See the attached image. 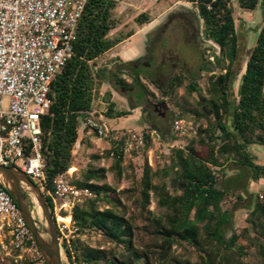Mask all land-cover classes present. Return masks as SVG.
<instances>
[{"label": "trees", "instance_id": "trees-1", "mask_svg": "<svg viewBox=\"0 0 264 264\" xmlns=\"http://www.w3.org/2000/svg\"><path fill=\"white\" fill-rule=\"evenodd\" d=\"M185 1L196 4L204 20L207 38L219 46L215 62L210 61L202 70L213 72L215 64L221 72L209 75L205 91L197 81L190 80L186 89L190 94L197 92V101L192 104L185 98L184 102L176 103L196 119H206L207 126H200L197 138H192L185 147H171L168 164L163 168L154 169L146 158L139 187L134 191L117 190L106 182L109 170L114 172L117 182L123 176L125 139L112 141L110 149L104 153L113 158L112 165L90 167L81 180L75 181L79 187L89 188L92 196L77 203L72 210L78 230L70 243L63 242L72 264H239L236 256L245 254L244 245L239 243L242 235L257 246L264 264V191L254 201L251 199L253 208L247 219L249 225L241 233L232 231L229 235L233 216L223 204L235 185L232 179L222 182L217 171L233 157L229 165L237 163L244 168L243 176L240 175L237 182L250 176L264 177V166L255 163L247 149V146H264V23L245 62L239 92L234 95L233 81L241 69V41L232 0ZM238 3L242 9L254 11L259 8L260 0H238ZM118 5L119 0L87 1L79 21L73 55L51 82L53 104L41 120L42 152L50 185L59 173L73 166V151L83 140L81 133L89 129L84 128L86 117L82 111L94 108L97 59L136 32L130 29L112 35L120 24L114 14ZM152 20L148 11L140 12L134 19L140 26ZM120 73L110 77V83L117 91L133 90L137 85L142 95L155 97L142 82V73L130 71L131 83ZM185 79L184 75L174 76L162 94L172 93ZM104 98L106 118L131 114L128 109L118 108L111 90ZM153 129L146 126L144 146L134 147L136 159L146 156L152 144ZM157 176L161 177L159 183L154 182ZM168 177L171 186L165 180ZM241 188L244 186L238 189ZM129 193L136 196L137 213L131 216L126 215L127 205L122 200ZM153 196L162 211L160 214L150 209ZM238 199L242 200L240 194ZM101 202L110 206L102 209ZM48 205L53 212L49 199ZM70 219V215L64 218L65 221ZM92 232L100 234L102 242L110 246H93L82 239L83 234ZM174 246L193 248L199 261L177 256ZM14 253L19 254L18 251ZM24 262L28 264L27 260Z\"/></svg>", "mask_w": 264, "mask_h": 264}, {"label": "built area", "instance_id": "built-area-1", "mask_svg": "<svg viewBox=\"0 0 264 264\" xmlns=\"http://www.w3.org/2000/svg\"><path fill=\"white\" fill-rule=\"evenodd\" d=\"M87 1L0 0V164L17 167L39 182L36 184L52 204L61 239L67 243L78 227L72 212H65L91 197L92 192L75 183L72 166L49 184L41 120L53 104L51 82L73 55ZM82 112L88 133L108 137L115 130L104 114L99 117L103 123H98L94 110ZM172 128L180 135L198 133L193 122L177 116ZM151 134L160 136L156 130ZM130 140L132 148L144 146V133H133ZM66 215L71 216L69 222L60 219ZM0 246L18 251V256L31 264H47L22 210L1 182Z\"/></svg>", "mask_w": 264, "mask_h": 264}, {"label": "rangeland", "instance_id": "rangeland-1", "mask_svg": "<svg viewBox=\"0 0 264 264\" xmlns=\"http://www.w3.org/2000/svg\"><path fill=\"white\" fill-rule=\"evenodd\" d=\"M175 0H119L118 7L114 10L115 16L119 19L120 24L118 28L113 31L112 35H117L120 31L126 33L130 29H135L136 31L139 29V27H142L138 25L134 21L135 17L143 11H148L151 16L157 17L161 16L166 8L170 6ZM233 8H234V17H235V24L237 33L239 35V38L241 40V44L239 47V65H241V69L237 77L233 81V93L234 95H237L239 92V85L241 82V78L243 75V71L245 68V62L247 61L250 51L252 47L256 44L259 30L262 27L264 23V0H260L259 8H257L254 11H249L242 9L238 3V0H232L231 1ZM183 4L187 5V7H196L195 3L184 1ZM162 13V14H161ZM179 12H172L167 11L164 13L160 21L162 20L165 22H170L172 29H177V26H179L182 23V20H180ZM184 29V28H182ZM243 32V33H241ZM150 32L149 34H151ZM186 31H184V34ZM246 33V35H245ZM186 35V34H185ZM149 35L146 33L138 35L135 39H132V41H129L128 43L120 46H116L113 49H110L106 53L102 54L96 62L95 66V78L97 81V87L95 90V104H94V110H95V116L94 120L98 123H103L102 120L99 119L100 114H104L105 117V111L102 109H106L107 104L101 103V100L105 101V93L111 89L116 91V95L123 98V95H128L132 97L134 100H136L138 103H141L144 107L150 109L151 107V100L152 101H163L165 105L169 107V117H170V123L172 126V121L174 118L182 117L188 121L193 122L199 129L200 126L206 127L207 121L206 119H196L191 114H188L181 110L179 106H177L176 102H184V99L186 98L189 103H195L198 98L197 92L188 93L186 89V85L192 80V78L186 77L184 80V83L177 87L175 91L168 95H163L162 91L157 87L162 86L166 87L170 83L171 79L182 73V70H174L172 74L165 75H156L151 77L149 79L147 77L148 74L152 75V70L154 67H157L159 64L157 56H154L153 58H140L139 56H136L135 60L130 61L131 63H128V67L130 71L134 74L137 72L142 73L141 80L142 82L155 93V97H147L141 94L138 86L136 85L133 90H123L120 93L117 91L116 88L112 86L110 83V77L114 76V71H111V64L116 59V57H120L122 60H125L123 55H120V51L124 50L126 47L131 48L133 45V42L137 41L136 47L133 46L132 48H136L138 54L144 55L146 51V40ZM164 42V41H163ZM213 46L216 48L217 52H219V46L214 43L213 41H210ZM165 43V42H164ZM174 50H177L178 53H181L183 57H186V53H189V47L186 45V43L183 42L182 39L179 40L177 46L174 48ZM167 53H170L171 51H166ZM165 52V53H166ZM216 52V53H217ZM211 54L215 55V52H212ZM140 55V56H141ZM176 56V55H175ZM139 58V59H138ZM163 58H168L167 54L163 56ZM214 63V62H213ZM191 65V63H190ZM161 67H166V64L160 65ZM200 67L196 66H190V67H184L185 71L193 70L196 72L197 77L194 79L197 81L203 91H205L207 85H208V77L211 73L209 71H200ZM129 69H121L118 73H120V76L129 81L131 83L133 81V77L130 74ZM213 70L218 74L221 72V69L217 67L215 64H213ZM184 71V72H185ZM113 72V73H112ZM128 78L130 80H128ZM143 78V79H142ZM106 84L107 88H103L102 86ZM123 94V95H122ZM118 100L117 103L118 108L120 109H128L129 110V104L127 100L121 99ZM7 100V98H5ZM151 99V100H150ZM132 114H136L140 116L141 112L136 110H130ZM141 118L139 119V121ZM105 121H107V118L105 117ZM128 119L126 117H122L121 120L118 118L115 120L116 124L121 125L120 128L116 129V124H113L111 127L115 130L112 132V134L108 137H100L96 134V132H89L87 134V131H85L84 134L81 133V137H83V140L77 144L75 149L78 150L77 153H74V160H73V166L71 168V172H74V179L81 180L83 177L84 172L90 168V167H99V166H105L110 167L113 163V158L106 156L104 154L108 149L111 147V143L115 139H125V156L124 161L122 163L123 165V176L122 179L117 182L114 178V172L112 170H109L107 172V179L106 182L110 183L112 186L116 187L117 190L122 189H129L131 191H134L138 189L140 184V179L142 177V171H143V163L145 159L147 158L149 164L154 169H161L165 165L168 164L169 154L171 147L175 145V147H185L188 143H190L192 138H197L198 133L196 135L193 134H186L184 135H176L172 133V129L165 130V133L171 136V139H163L161 136L153 135L152 136V144L149 150L147 151L146 156H141L139 159H136L133 153L132 145H131V135L133 133H139L144 132L146 125L141 126H133V125H126ZM111 122V121H110ZM123 123V124H121ZM124 126V127H122ZM89 130V129H88ZM173 135V136H172ZM100 138L102 141L100 142L98 140ZM100 143H99V142ZM94 155L99 156L98 158H95ZM218 174L220 176V179L222 180L223 174L229 173L228 169L225 172H222V170H217ZM169 182V186H171L170 178H166ZM238 178L233 177L232 178V184L237 186L238 184ZM154 182L159 183L161 182V177H155ZM35 183L39 184L37 180H35ZM172 188V187H171ZM240 192V191H239ZM135 194L129 193L128 195H124L122 197L123 202L127 205V216L135 215L137 213L136 210V203H135ZM82 203V202H80ZM241 205V206H240ZM106 202H101L100 207L106 208L109 207ZM224 209H229L233 216V222L231 225V229L229 232V235L232 231H236L237 233H241L244 227L248 226L247 219L249 217V214H247L248 209V202H241L239 199H237L235 196L231 195L226 202L223 204ZM150 209H152L156 214H160L162 211L157 206V200L156 197H152V202L150 205ZM241 209V210H240ZM72 211H67L65 213H71ZM82 239L93 245H101L109 247L110 245L108 243L102 242V237L98 233H86L83 234ZM239 243L241 245H244L245 254L241 256H236L237 261L239 260V264H263V259L260 256L258 252V248L256 245L251 244L250 239L247 236H241V239L239 240ZM174 252L177 256L182 258H188L192 262H198L199 257L197 253L193 250L191 247H182V246H174L173 247ZM27 260L26 258H20L18 255H15L14 251H9L0 246V264H26L24 262ZM28 264H31L27 260Z\"/></svg>", "mask_w": 264, "mask_h": 264}, {"label": "flooded vegetation", "instance_id": "flooded-vegetation-1", "mask_svg": "<svg viewBox=\"0 0 264 264\" xmlns=\"http://www.w3.org/2000/svg\"><path fill=\"white\" fill-rule=\"evenodd\" d=\"M174 11L180 13L179 17L180 20H182V23L177 26V29H172L170 22L163 21L161 26L157 27L156 30L149 34L146 40V51L144 55L140 56V58L143 57L145 60L157 56V61H159L157 67L153 68L152 75H147L149 79L156 75L167 76L168 74H172L174 70L179 69L183 71L179 75H184L185 77L194 80L197 77L196 72L193 70L185 71L184 67L194 65L200 67L201 69L198 68L200 71H204L202 70L204 65L209 64L210 61L215 62V55L211 53H216L217 50L210 42L212 40L208 39L206 36L204 20L198 12V9L195 7L186 9L178 8L172 10V12ZM184 31H186V35L184 34ZM180 39H182L189 47V53H186V57H183L181 53L174 50ZM169 50L171 52L167 53L166 51ZM166 54L168 58H163ZM128 63H131L130 60H122L120 57H116L110 66L111 71H114V75H116L122 67H128ZM162 64H166V67H161L160 65ZM213 73L216 72L213 71ZM157 87L162 92L167 89L166 87L158 85ZM126 96L129 98L130 102H134L132 97L128 95ZM150 103L151 107L148 110L146 108L147 112L143 115V121H146V124L149 126H156L167 130L172 129L169 117V107L165 105L163 101Z\"/></svg>", "mask_w": 264, "mask_h": 264}, {"label": "water", "instance_id": "water-1", "mask_svg": "<svg viewBox=\"0 0 264 264\" xmlns=\"http://www.w3.org/2000/svg\"><path fill=\"white\" fill-rule=\"evenodd\" d=\"M0 182L22 210L46 263L72 264L68 260L56 221L40 187L19 168L3 164H0Z\"/></svg>", "mask_w": 264, "mask_h": 264}, {"label": "crops", "instance_id": "crops-1", "mask_svg": "<svg viewBox=\"0 0 264 264\" xmlns=\"http://www.w3.org/2000/svg\"><path fill=\"white\" fill-rule=\"evenodd\" d=\"M178 8L186 9V8H190V7H187V5H184L183 0H175L162 13L164 14L167 11H170V10L172 11L173 9H178ZM195 8L198 9L197 6ZM161 16H157V17L153 16V20L151 22H149L148 24H145L142 27H139V29L132 36L125 39L124 41L117 44L116 46L124 45V44L128 43L129 41H132V39H135L140 34L146 33L147 35H149L150 32H153L154 30H156L157 27L161 26V24H162V20L160 21ZM241 33H243V32H241ZM245 35H246V33H245ZM136 44H137V41L133 42L132 45L136 47ZM116 46H114V47H116ZM132 47L131 48L126 47L124 50L120 51V55H123L125 60H127V61H129V60L134 61L136 56L140 57V55H141V54H138L140 52L137 51V49H136L137 47L136 48H132ZM128 80H130V79L128 78ZM102 87L107 88V85L104 84ZM111 91L113 93V100L115 102H117V98H119L118 100H120L121 97L116 95V91H114L113 89H111ZM124 98H125V100H127L128 104H129V107H128L129 110L134 111L137 109L139 112H141L140 116H138L136 114H132V113L129 114L128 116H126V119H128L126 125L129 124V125H133V126H141V125L149 126L146 124L147 123L146 121L145 122L143 121L144 120L143 115H144V113L147 112L146 107H144L141 103H138L134 99H133L134 102H130L129 98L126 95H123V98H121V99L124 100ZM101 103L106 104L105 101H103V100H101ZM120 104H118V105H120ZM102 110L106 112V109H102ZM100 115H103V114L101 113ZM140 118H141V120L139 121ZM116 119H118V118H112V119L107 118L106 122L112 126L113 124H116V122H115ZM119 119L121 120V118H119ZM121 124H123V123H121ZM115 126H116V129L121 127V125H118V123ZM122 127H124V126H122ZM151 127H154V126H151ZM154 128L155 129H153V130H156L163 139H171V136L168 135L167 133H165V130H167V129L164 130V129H161L160 127H156V126ZM84 133L85 132H83L82 134H84ZM172 133H174L176 135H180L177 132H175L173 130V128H172ZM87 134H89V133L87 132ZM184 136H186V134ZM82 139H83V137H82ZM98 140L100 142L102 141L100 138H98ZM247 149L251 153L254 162L261 165V166H264V146H261V145L247 146ZM77 152H78V150L74 149L73 153H77ZM228 160L232 161V160H234V158L229 157ZM229 162H226L225 166H223V168H222V172H225L227 169L229 171V173H227L225 175L223 174V178L221 180L222 182L228 181V180H229V182H231V179L233 177L238 178L240 175H241L240 177L243 176L242 172H244V168L240 164H237V163H235L233 165H229ZM243 182H244V184H242ZM243 186H244V188L238 189L239 187H243ZM234 187L235 188L233 190L229 191V192H231L230 196L233 195L238 199V195L240 194L242 197V200H239V201H241L243 203L248 202L247 214H249L250 210L253 208V205H251V199H253V201H254L256 196L258 194L262 195L261 193L264 191V177L263 176H259V177H253V176L251 177L250 176L247 178V180H244L243 178H241V180H240V182H238L237 186H234ZM232 216H234V214Z\"/></svg>", "mask_w": 264, "mask_h": 264}, {"label": "bare ground", "instance_id": "bare-ground-1", "mask_svg": "<svg viewBox=\"0 0 264 264\" xmlns=\"http://www.w3.org/2000/svg\"><path fill=\"white\" fill-rule=\"evenodd\" d=\"M67 216H68V215H66V216H61L60 219H61V220H64V218L67 217ZM70 220H71V219H70ZM64 221H65V220H64ZM66 222H69V221H66Z\"/></svg>", "mask_w": 264, "mask_h": 264}]
</instances>
